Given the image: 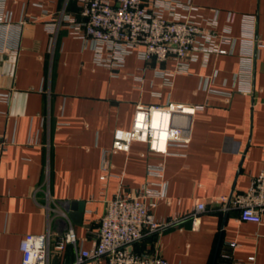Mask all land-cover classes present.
Here are the masks:
<instances>
[{
    "label": "crops",
    "instance_id": "crops-1",
    "mask_svg": "<svg viewBox=\"0 0 264 264\" xmlns=\"http://www.w3.org/2000/svg\"><path fill=\"white\" fill-rule=\"evenodd\" d=\"M179 1L192 2L209 17L218 11L220 27L235 14L236 42L230 52L211 54L205 64L192 62L189 73L168 85L156 68H173L174 60L145 62L133 54L114 75L96 65L90 44L67 28L50 33L48 14L76 13L79 0H6L11 21L24 22L9 30L18 53L0 52V93L9 94L6 100L0 97V264H21L23 235L48 230L49 264H72L78 249L95 245L107 202L146 182L148 166L161 161L167 196L154 212L158 218L183 219L140 239L135 250L160 253L173 264H216L221 250L231 251L227 242L236 241V257L255 255L257 264H264V221L241 220L237 209L224 211L221 200L247 190L264 169V0ZM244 16L254 19L249 42L241 41L250 33ZM4 36L2 30L0 41ZM248 48L255 52L250 93L239 89L244 84L237 79L242 51ZM168 101L204 106L180 122L190 131L187 147L171 146L161 155L134 141L128 151L113 150L115 130L131 128L139 103ZM103 173L108 175L104 180ZM73 201L85 204L80 222H73L62 206ZM197 202L212 211L193 219ZM70 227L76 245L54 249ZM85 264H107V259Z\"/></svg>",
    "mask_w": 264,
    "mask_h": 264
},
{
    "label": "built area",
    "instance_id": "built-area-1",
    "mask_svg": "<svg viewBox=\"0 0 264 264\" xmlns=\"http://www.w3.org/2000/svg\"><path fill=\"white\" fill-rule=\"evenodd\" d=\"M6 0H0V32L5 36L0 41V52L15 55L18 47L10 44L9 30L14 25L6 10ZM76 13L61 10L48 14L46 28L56 33L65 27L76 38L90 44L94 63L109 68L114 75L124 67L127 57L136 55L148 62L174 60L173 68L157 67L156 74L171 85L180 73H189L191 63L208 61L211 54H226L236 42L232 22L235 14L230 13L228 24L220 27L218 11L206 16L192 2L179 0H79ZM250 26L248 34L241 38L249 42L253 35L254 19L244 16ZM252 40V39H249ZM229 46H232L229 48ZM255 52L248 48L242 51L237 79L244 84L239 89L250 93L254 74ZM207 81V80H206ZM206 81L203 87H206ZM5 100L9 94L0 93ZM204 108L201 104H185L168 101L166 104L136 107L131 128H117L113 135V150L128 151L134 141L146 142L149 150L169 154L171 146L187 147L191 136L188 126L183 125L184 116H190ZM109 151L104 152L102 169L109 168ZM146 182L135 189L121 190L107 202L105 213L100 219L97 241L92 248L77 250L72 264H85L102 257L107 264H173L160 253H144L135 250L140 239L151 234H160L183 218H158L154 212L159 201L167 196L165 165L158 162L147 168ZM107 173L101 179L107 178ZM154 178V179H152ZM223 210L237 209L241 220L264 221V169L255 175L245 191L232 192L221 198ZM207 210L204 202H197L191 214L193 219ZM77 236L72 227L57 238L54 249L62 251L67 244L76 245ZM239 246L236 241L227 242L231 251L221 250L216 264H257L255 255L238 258L232 252ZM21 264L29 257L32 264H49L51 253L50 231L24 234L20 241Z\"/></svg>",
    "mask_w": 264,
    "mask_h": 264
},
{
    "label": "water",
    "instance_id": "water-1",
    "mask_svg": "<svg viewBox=\"0 0 264 264\" xmlns=\"http://www.w3.org/2000/svg\"><path fill=\"white\" fill-rule=\"evenodd\" d=\"M189 120V118H187ZM63 208L69 212V216L71 218V220L73 222H80L83 218V214H84V209H85V204L84 202H76L73 201L71 203H69V205H62ZM71 210H74L73 212H71ZM216 255H217V251H216Z\"/></svg>",
    "mask_w": 264,
    "mask_h": 264
},
{
    "label": "clouds",
    "instance_id": "clouds-1",
    "mask_svg": "<svg viewBox=\"0 0 264 264\" xmlns=\"http://www.w3.org/2000/svg\"><path fill=\"white\" fill-rule=\"evenodd\" d=\"M26 264H32V258H31V256L29 257V260L26 261Z\"/></svg>",
    "mask_w": 264,
    "mask_h": 264
}]
</instances>
